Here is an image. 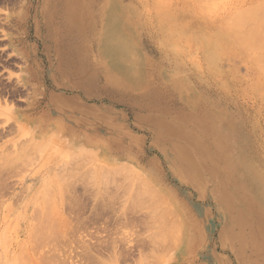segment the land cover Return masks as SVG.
<instances>
[{
  "label": "rangeland",
  "instance_id": "rangeland-1",
  "mask_svg": "<svg viewBox=\"0 0 264 264\" xmlns=\"http://www.w3.org/2000/svg\"><path fill=\"white\" fill-rule=\"evenodd\" d=\"M189 1L95 0L80 71L55 0H0V264H264V93L209 40L255 2L198 25ZM118 14L123 75L104 49Z\"/></svg>",
  "mask_w": 264,
  "mask_h": 264
},
{
  "label": "bare ground",
  "instance_id": "bare-ground-1",
  "mask_svg": "<svg viewBox=\"0 0 264 264\" xmlns=\"http://www.w3.org/2000/svg\"><path fill=\"white\" fill-rule=\"evenodd\" d=\"M97 1V0H96ZM181 1V0H180ZM191 1V4L193 3L196 7H193L195 8L194 9V13H198V16H197V21H201V22H198L197 24L199 25L200 23L202 22H206V19H204L203 21L201 20V18L204 16V18H206L207 16H210L211 14H213V16H215L216 14H219L218 15V18L214 17V19H216L214 22V25H215V29H216V34L213 38H210V42L213 43H217L218 42V46L219 48H226V49H232L234 52V54H237V56L239 55L240 57L243 56L244 57V60L245 59H248V62H250V64H247L248 66L249 65H252L254 67V78H255V82L254 85H258L257 87L259 88L262 87L264 89V0H254L255 3L253 4H248L249 0L248 1H245L244 2H248V8H242V10L240 9H237V6L236 9H233L235 11H232V8L230 9L229 7H226L229 8L232 12H228L230 11L229 9L225 10L226 12H224V15H222L221 13H216L214 15V11L217 12L216 10L218 8H220L218 11L220 12V10L223 8V10L225 9V4L223 3L222 0H190ZM189 1V2H190ZM225 1H229L230 0H225ZM235 1V0H234ZM232 1V2H234ZM238 2V0H236ZM50 2V1H49ZM56 2V10L55 11H60L63 15L62 17V22L59 24V27L57 28V32L58 34L61 35V37H65V38H68L70 40V43L72 45V50H74V57L76 58V64H78V62L80 63V66H79V70L82 71L85 69L86 65L84 64L85 62L82 61V58H81V49L83 47V40H82V31L85 30L86 27H89L90 25V22L91 20L93 19L92 18V12L89 11L88 8L90 7H93V4H95V0H55ZM177 2V1H176ZM239 3H242L241 1L238 2V5ZM244 3V4H245ZM228 4V3H227ZM234 4V3H233ZM237 4V3H236ZM111 5V3H110ZM119 5L118 3L116 4V6ZM177 5V4H176ZM182 5H185V4H182ZM225 5V6H224ZM235 5V4H234ZM241 5V4H240ZM173 6V5H172ZM232 6V5H231ZM236 6V5H235ZM243 6V4H242ZM178 7V6H177ZM192 7V6H191ZM110 8H112V5L110 6ZM182 8V7H181ZM188 8V7H187ZM197 8V10H196ZM234 8V7H233ZM186 9V7H185ZM104 11V10H103ZM181 11V10H180ZM190 11V10H188ZM188 11L186 13H188ZM198 11V12H196ZM107 12V11H105ZM109 12V11H108ZM185 13V14H186ZM194 13L192 12V14L194 15ZM225 13H228V14H225ZM54 14V11L52 13V15ZM107 14H110V13H107ZM191 14V15H192ZM99 15V14H98ZM106 15V14H105ZM114 14L110 15V16H113ZM117 15V14H115ZM119 15V14H118ZM197 15V14H196ZM200 15V16H199ZM202 15V16H201ZM189 16V15H188ZM222 16V17H221ZM186 17H187V14H186ZM191 17V16H190ZM189 17V19H191ZM200 18V20H198V18ZM220 17V18H219ZM111 17H109V19L107 18V20H111L110 19ZM114 18V17H113ZM117 19H113L114 22L111 23V26L108 27L107 30H109L110 32L113 31L112 35H109V37H111V39L109 37L107 44L105 43L104 45V49L105 51L109 54V56L111 57L109 60H111L110 64L112 65V67H114L116 70H119V74L120 75H123L125 74L128 70H130V66H129V63H131V61L127 58L128 54L126 53L125 49L126 50H129L127 48H125L127 45H125V41H130V40H125L127 38H124V36H120V31H124L125 32V25H123L122 23V20H123V17L121 15H119L118 17H116ZM208 20L211 19V17L207 18ZM214 19H211V20H214ZM179 20V19H177ZM176 20V21H177ZM187 21V20H186ZM196 21V22H197ZM105 20H104V24H105ZM192 22V20H191ZM190 22V23H191ZM195 22V21H193ZM187 23V22H186ZM190 23H187V25H190ZM207 23V22H206ZM103 24V23H102ZM209 24V22H208ZM207 24V26H209ZM108 25V24H107ZM195 25V24H193ZM205 25V23H204ZM128 26V24H127ZM176 26H178V24H176ZM202 26V25H200ZM212 22L210 21V28L212 29ZM103 28V27H102ZM185 28V27H184ZM182 28V29H184ZM191 28V27H190ZM194 28V27H192ZM190 30V32L193 31V33L191 35H189V33L187 34V31L185 32L186 36L188 38H194L196 36H192L193 34H197V33H194V29ZM195 28H196V25H195ZM200 28V27H199ZM205 28V26H204ZM209 28V29H210ZM178 29V28H177ZM203 29V28H201ZM200 29V31H201ZM209 29L208 32H209ZM214 29V27H213ZM106 30V31H107ZM204 30V29H203ZM105 31V30H104ZM197 32V30H195ZM205 31H206V28H205ZM212 31V30H210ZM134 32V31H133ZM208 32H205L206 34H209ZM103 33H108V32H103ZM176 33V32H175ZM180 33V32H179ZM183 33V31H182ZM199 33V31H198ZM212 34H213V31H212ZM211 32H210V36L212 35ZM107 35V36H108ZM177 35V33L175 34ZM184 35V34H183ZM81 36V37H80ZM170 36V35H169ZM178 36V35H177ZM182 36V35H181ZM191 36V37H190ZM199 35L197 34V38L198 40L200 39V37H198ZM208 35H205V38L207 37V39L210 37ZM106 37V36H105ZM104 37V38H105ZM134 37V36H133ZM204 37V36H203ZM74 38L76 40H74ZM102 38H103V35H102ZM205 38H202V39H205ZM106 39V38H105ZM129 39V38H128ZM195 39V38H194ZM206 39V40H207ZM193 40V39H192ZM196 39V41H198ZM201 40V39H200ZM200 40L198 43H200ZM105 41V40H103ZM184 41V40H183ZM188 41V40H187ZM190 42V40H189ZM203 42V41H202ZM209 42V44H210ZM197 43V44H198ZM100 44H103L102 42H100ZM133 44V43H132ZM202 44V43H201ZM211 44V45H212ZM130 45V44H129ZM134 46V45H133ZM180 46V45H179ZM188 46V45H187ZM193 47V45H190ZM200 46V45H198ZM218 46L216 48H218ZM202 47H203V44H202ZM130 48V47H129ZM201 48V47H200ZM137 49V48H136ZM179 49L182 50L181 47H179ZM133 50V49H132ZM135 50V49H134ZM201 50H203V48H201ZM207 50V49H206ZM209 50V49H208ZM207 50V51H208ZM214 50V49H212ZM217 50V49H216ZM220 50V49H219ZM101 51H104L103 49H101ZM104 51V53H106ZM130 51V50H129ZM221 51V50H220ZM128 52V51H127ZM133 52V51H132ZM228 52V50H227ZM231 52V55L233 54ZM129 53V52H128ZM211 53V52H210ZM209 53V54H210ZM222 53V51H221ZM224 53H226V51H224ZM229 53V52H228ZM227 53V54H228ZM219 54V53H218ZM223 54V53H222ZM76 55H78V60H77V57ZM105 56H107L106 54H104ZM207 55V59H209L210 57H212L213 59V56L214 55H210V57H208V54H205ZM202 56V57H205ZM221 56V55H220ZM226 56V55H225ZM235 56V55H234ZM238 56V57H239ZM73 57V58H74ZM130 58V55L128 56ZM219 58V56H217ZM223 57V56H222ZM221 57V58H222ZM229 57V56H228ZM242 57V58H243ZM74 58V59H75ZM108 58V57H107ZM217 58V59H218ZM227 58V57H226ZM231 59V57L229 58ZM241 59V58H239ZM198 60V59H197ZM201 60V59H200ZM216 61V59H214ZM214 60H208L209 62H212V64L215 62ZM221 60V59H220ZM226 60V59H225ZM235 60H237L235 58ZM234 60V61H235ZM243 60V61H244ZM108 61V60H107ZM106 61V62H107ZM203 61V59H202ZM206 61V60H205ZM214 61V62H213ZM228 61V60H227ZM237 62V61H235ZM233 62V63H235ZM246 62V60H245ZM134 63V62H133ZM133 63H131L130 65H132ZM137 63V62H136ZM218 63V60L214 63L217 64ZM239 63V61H238ZM138 64V63H137ZM219 64V63H218ZM221 64V63H220ZM244 64V62H243ZM242 64V65H243ZM109 65V66H111ZM204 65H206L204 63ZM211 65V64H210ZM209 65V66H210ZM213 65V66H214ZM230 65V64H229ZM241 65V64H240ZM77 66V65H76ZM136 66V65H135ZM212 66V67H213ZM216 68L219 66L215 65ZM247 66V67H248ZM251 66V67H252ZM137 67V66H136ZM250 67V66H249ZM250 67V68H251ZM252 67V68H253ZM219 68L223 69L222 66H219L218 67V71H219ZM73 69V68H72ZM128 69V70H127ZM86 70V69H85ZM135 70V69H134ZM213 70V69H212ZM243 70V69H242ZM133 71V70H132ZM214 72V70H213ZM224 72V71H222ZM161 74V73H160ZM243 75L246 76V73H244ZM248 75V74H247ZM165 76V75H164ZM252 76V75H251ZM116 76H114L113 78H115ZM163 77V76H162ZM238 78V77H237ZM240 78V77H239ZM253 78V77H252ZM120 80V79H119ZM245 80V79H244ZM253 80V79H252ZM251 81V80H250ZM252 82V81H251ZM185 84V83H184ZM183 84V85H184ZM252 84V83H251ZM141 85V84H139ZM253 85V86H254ZM253 86L251 88H253ZM250 87V86H249ZM256 88V86H255ZM260 88L259 91L262 93H264L263 89ZM257 89V88H256ZM258 90V89H257ZM190 103L192 104L191 107L192 109L193 108H196L194 106V104L197 106L198 105V101L196 100H191ZM196 112V111H195ZM218 112V111H217ZM209 113V116L211 117L212 116V120H210V124H213V126L216 127V135L217 137H222L226 140H230V145L232 147H234L235 143L234 141L231 139L232 137L230 136H233L235 135L234 132H233V129L230 128V125L228 123L224 124L223 122L226 121L227 118H225L224 115H221V114H218L216 112H210L208 111ZM224 120V121H223ZM206 125V124H205ZM186 156V153L184 154ZM241 160L239 161V164H240ZM251 164H248V166H250ZM254 166V165H253ZM255 171L256 174L258 175V170L257 168H255ZM261 178V177H260ZM259 186H261V189L259 188L261 194H260V198L261 199H264V178H261V181H260V184ZM258 186V187H259ZM258 190V191H259ZM235 199V198H234ZM161 218V217H160ZM164 223V222H163ZM163 225V224H162ZM167 227V226H166ZM160 228V227H159ZM170 228V227H169ZM163 229V228H162ZM164 230V229H163ZM57 233V232H56ZM170 236V235H169ZM178 240V239H177ZM30 260V259H29ZM31 261V260H30ZM109 261V260H108ZM158 261V260H157ZM161 261V260H160ZM159 262V261H158Z\"/></svg>",
  "mask_w": 264,
  "mask_h": 264
}]
</instances>
